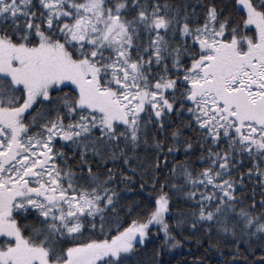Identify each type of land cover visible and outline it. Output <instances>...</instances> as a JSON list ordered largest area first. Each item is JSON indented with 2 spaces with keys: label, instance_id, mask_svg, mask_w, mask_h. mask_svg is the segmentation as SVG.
Wrapping results in <instances>:
<instances>
[{
  "label": "snow or ice",
  "instance_id": "1",
  "mask_svg": "<svg viewBox=\"0 0 264 264\" xmlns=\"http://www.w3.org/2000/svg\"><path fill=\"white\" fill-rule=\"evenodd\" d=\"M192 240L264 264V0H0V264Z\"/></svg>",
  "mask_w": 264,
  "mask_h": 264
},
{
  "label": "trees",
  "instance_id": "2",
  "mask_svg": "<svg viewBox=\"0 0 264 264\" xmlns=\"http://www.w3.org/2000/svg\"><path fill=\"white\" fill-rule=\"evenodd\" d=\"M183 235L187 237L189 233L184 232ZM201 251L202 250L199 248V245L196 243V240H192L190 243H185L182 248L171 250L170 255L164 256L163 259L165 261L170 260V264H179L180 261H188L190 259L195 258V256L201 255ZM215 259L216 258L213 257L214 261Z\"/></svg>",
  "mask_w": 264,
  "mask_h": 264
}]
</instances>
